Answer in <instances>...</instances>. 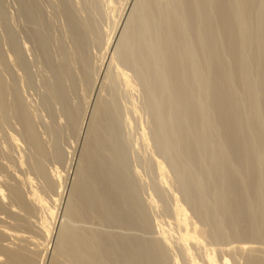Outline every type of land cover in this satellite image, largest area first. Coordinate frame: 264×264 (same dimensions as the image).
Returning a JSON list of instances; mask_svg holds the SVG:
<instances>
[{"label":"rangeland","instance_id":"obj_1","mask_svg":"<svg viewBox=\"0 0 264 264\" xmlns=\"http://www.w3.org/2000/svg\"><path fill=\"white\" fill-rule=\"evenodd\" d=\"M0 99V229L58 203L35 264L61 224L98 264H264V0H0Z\"/></svg>","mask_w":264,"mask_h":264},{"label":"bare ground","instance_id":"obj_2","mask_svg":"<svg viewBox=\"0 0 264 264\" xmlns=\"http://www.w3.org/2000/svg\"><path fill=\"white\" fill-rule=\"evenodd\" d=\"M221 3H222V2H221ZM223 5H225V4H223ZM223 5H221V7H222ZM221 7H220V9H221ZM223 8H224V7H222V9H223ZM225 11H226V10H225ZM0 100H1V99H0ZM6 148H7V147H6ZM38 163H39V162H38ZM101 164H102V163H101ZM101 164H100V165H101ZM39 169H40V168H39ZM93 171H94V170H93ZM93 171H92V172H93ZM56 174H58V175H57V177H58L60 173L56 172ZM56 174H55V177H56ZM61 176H62V175L60 174L59 178H60ZM79 176H80V175H79ZM92 176H93V175H92ZM90 177H91V176H90ZM59 178H57V179H59ZM79 179H81V178H79ZM84 180H85V179H84ZM81 181H82V179H81ZM4 182H5V181H4ZM99 182H100V181H99ZM84 183H85V181H84ZM89 184H90V183H89ZM89 184H88V185H89ZM13 185H14V184H13ZM45 185H46V184H45ZM81 185H82V184H81ZM18 186H19V185H18ZM46 186H47V185H46ZM76 186H78V185H76ZM86 186H87V185H86ZM102 186H103V185H102ZM6 187H7V186L5 185V188H6ZM16 187H17L16 185H15V186H9L8 189L6 188L7 191H4V190H6V189H4V188H2V187L0 186V205H2L4 199H8V198L11 200L10 202L14 203L15 206H16V199L18 200L17 203L21 202L20 199H22V198H21V195H23V193H20V192H19V189L17 188V189H18V190H17ZM84 187H85V186H84ZM87 187H88V186H87ZM90 187H92V186H90ZM95 188H96V187H95ZM97 188H98V187H97ZM80 189H81V188H80ZM80 189H79V190H80ZM85 189H86V188H85ZM88 189H90V188H88ZM20 190H21V189H20ZM92 190H93V189H92ZM103 190H105V189H103ZM45 191H46V190H44V193H45ZM83 191H84V189H83ZM7 192H8V193H7ZM21 192H22V191H21ZM77 192H78V191H77ZM80 192H81V190H80ZM86 192H87V191H86ZM98 192H99V191H98ZM103 192H104V194H103V193H102V194H103V195H106V194H105V191H103ZM74 193H75V192H74ZM90 193H91V192H90ZM20 194H21V195H20ZM86 194H88V192H87ZM92 194H93V193H92ZM102 194H101V195H102ZM44 195H45V194H44ZM59 195H60V194H59ZM84 195H85V194H84ZM29 196H30V195H29ZM31 196H32V195H31ZM56 196H58V195H56ZM76 196H77V194H76ZM80 196H81V195H80ZM7 197H8V198H7ZM22 197H24V196H22ZM74 197H75V196H74ZM24 198H25V197H24ZM27 198H28V197H27ZM82 198H83V197H82ZM100 198H101V197H100ZM59 199H60V196H59ZM77 199H78V198H77ZM77 199H76V197H75V199L72 198V200H74V202H75ZM101 199H102V198H101ZM104 199H105V198H104ZM19 200H20V201H19ZM28 200L32 201V203L35 202V203L37 204V205L35 204L36 206H38V205L41 206L40 208H41L42 210H43V208L47 210V212H46L47 215H46V213H43L44 215H43L42 218H41V220L43 221V222H41V223H42V224H41V225H42L41 230H42V232H43V235H45V237H46V236L48 237V236L52 233V232H51V227H52V226H51V225H52L51 223L53 222L52 219L54 218V215H55V212H54V211L56 210V209L54 210L53 207H55V206L57 207V205H58V203H57V201H56V198H54V200H55V202H56L55 204H57V205H55V206H53V207H50V206L46 205L45 198H43L41 195H34V194H33V196H32L31 198L29 197ZM82 200H83V199H82ZM87 200H88V199H87ZM93 200H94V199H92V201H93ZM102 200H103V199H102ZM105 200H106V199H105ZM77 201H78V200H77ZM79 201H80V200H79ZM94 201H95V200H94ZM83 202H84V201H83ZM90 202H91V201H90ZM96 202H97V201H96ZM102 202H104V201H102ZM106 202H107V201H106ZM21 203H22V202H21ZM21 203H19V204H21ZM69 203H72V201L70 200ZM74 204H75V203H74ZM25 205H26V209H27V204H24V205H23L24 208H25ZM103 205H104V204H103ZM15 206H14V207H15ZM23 206H21L20 209H22ZM36 206H35V207H36ZM39 206H38V207H39ZM28 207H29V206H28ZM56 207H55V208H56ZM72 207L74 208L75 206H72ZM72 207H68V208H67V210H70V211H68L70 214L73 212V210H72V212H71V208H72ZM2 208H3V207H2ZM79 208H80V207H79ZM9 209H10V208H9ZM13 210H15V208L12 209L11 212H13ZM23 210H24V209H23ZM23 210H22V211H23ZM27 210L29 211V208H28ZM31 210H32V209H30V211H31ZM36 210H37V208H36ZM79 210H80V209H79ZM79 210H78V211H79ZM76 211H77V210H76ZM78 211H77V212H78ZM84 211H85V210H84ZM15 212H16V211H15ZM26 212H27V211H26ZM29 213H31V212H29ZM29 213H28V214H29ZM11 214H12V213H11ZM14 214L16 215V213L13 212V215H12L13 218H14ZM66 214H68L67 211H66ZM12 216H11V217H12ZM71 216H72V217H73V216L76 217V215H70V217H67V219L71 218ZM16 217H17V218L19 217L18 219H19L20 221L17 219V220L19 221V223H18V226H19V224L21 225V223H22V219L20 218V216H18V214L16 215ZM74 217H73V218H74ZM73 218H72V219H73ZM11 219H12V218H11ZM13 220H14V219H13ZM13 220H12L11 222L9 221V222L11 223V226H16L15 229H17V230L20 229V228H23V227H22L23 225H22L21 227L18 228L17 225H14V223L12 224V222L15 221V220H14V221H13ZM17 220H16V221H17ZM18 221H17V222H18ZM23 221H24V220H23ZM9 222H8V223H9ZM17 222H15V223H17ZM8 223H7V224H8ZM23 224H24V222H23ZM53 224H54V223H53ZM67 225H68V224H67ZM67 225H66V226H67ZM4 226H5V225H4ZM7 226H8V227H7ZM7 226H5L4 228L1 227V229H0V237H3V236H4V237H5V238L3 237L4 239L7 238V240H4V239H3L4 242H3V241H2V242L5 243V241H8V239H10L9 242H7V243H5V244H3V245H0V264H35V260H36V259H35V257H33V256H34V255L36 256V254H34V253H36L39 249H36V248H35L36 251H35V249H33L35 252H32L30 248H31V247L34 248V247H36V245L33 247V246H31V245H34V244H30V243H35V244H39V245H40V243H39L40 241H36L37 239H36V240L34 239V240L36 241V242H35V241L33 240L34 237H33L32 235H30L29 238H32L33 242H29V241H28L29 238H28L27 236H25L26 234H25V231H24V230H26V229H27L26 231H29V230H28V228H27V225L25 226V224H24V226H25L26 229H23V231H22V229H21V231L23 232V234L21 233L20 230L17 231V230H15L13 227L9 228V227H10V224L7 225ZM61 226H62V228H64V229H63V231H62V230H61L62 228H61V229H60L61 231H59V232H62V234H61V238L59 237V239H57V241L59 240L60 242H59V241H58L59 243H58V242H57V243L55 242V243L57 244V246H55L56 248L54 247L55 251H54V250H53V251L56 252V254L54 255L53 252H52V255H54V257H52V260H53V261L51 262V264H52V263L58 264L57 261H58V259H59L60 256H63V255H64L63 257L65 258V255H66V256L68 257V255L65 254L66 251H67V250H66L67 246L70 245L69 247H70V249H72V248H71V246H72L71 244H74V243H76V242H78V241L80 240V239L78 238V237H79L78 235H80V234H78V235H77L78 237H76V234H75V233H77V231L74 232V234H75L74 236H75V237H73V236H72V233H73V232L71 233V230H70V229H72L71 227H70V229H68L69 226L66 227L65 224H61ZM72 230H73V229H72ZM19 231H20V232H19ZM73 231H75V230H73ZM78 233H79V232H78ZM59 234H60V233H59ZM81 234H82V233H81ZM93 234H94V233H93ZM88 235H89V234H88ZM88 235H84V234L82 235L83 237L86 236V237H84L85 239L83 238L84 240L88 239V240H86L87 242L83 240V241L85 242V244L88 243L87 245H84V247H82V246H83V244H82L83 241H81V240H80V241H81V244H82V245H81V244H80V245H81L82 248L80 247V245H79V247H77V246H78V243H77V246L74 244V248H75V246H76L77 250H75L74 248H73V250H70L69 247H68V249H69L70 251H72V252H71L72 255H74V256H71V257H72V258H73V257L75 258V256H76V262L74 261L75 259H72V258L69 256V257L71 258V260L74 261L75 263H77V260H78V263H79V257H81V258H80V260H81L80 263H81V264H84L85 261H82V260H86V259H85V258H86V257H85V256H86V252H87V254H88V255H87L86 264H88L87 261L90 262V261H89L90 259L88 260V256H89V258H90V257H92V254H94V253H96L95 256L99 255L98 252H96V251H98V250H96V251L93 252V253L91 252V251H93V250H91V249H94V246L96 245V243H95V245H93L92 242H93V241H94V242H97V241H98V242H97V244H98L99 241H100V240L98 239V238H99L98 234H95V235H96V239H98V240H96V241H95V239H93L92 234H91V236H88ZM95 235H94V238H95ZM80 236H81V235H80ZM82 236H81V238H82ZM43 237H44V236H43ZM45 237H44V238H45ZM47 237H46V238H47ZM49 237H50V236H49ZM87 237H91V239H93V240H91L90 238H87ZM97 237H98V238H97ZM46 238L44 239V242H43L44 244H45V242H47V240H48V239L46 240ZM74 238H75V240H77L76 238H78V240H77L76 242H75V241L73 242ZM1 240H2V239H1ZM1 240H0V241H1ZM29 240H30V239H29ZM27 241H28V242H27ZM30 241H31V240H30ZM80 241H79V243H80ZM88 241H89V242L91 241V242L89 243ZM26 242L29 243V244H25ZM84 242H83V243H84ZM94 242H93V243H94ZM0 243H1V242H0ZM43 243H42V244H43ZM69 243H70V244H69ZM1 244H2V243H1ZM42 244H41V245H42ZM44 244H43L42 248L45 247ZM46 244H47V243H46ZM56 244H55V245H56ZM91 244H92V246H91V247L89 246L91 251H89L88 245H91ZM99 244H100V243H99ZM99 244H98V245H99ZM28 245H30L29 248H28ZM41 245H40V246H41ZM46 246H47V245H46ZM86 246H87V247H86ZM98 247H100V246H98ZM98 247H96V248H98ZM244 247H245V245H244ZM37 248H38V245H37ZM40 248H41V247H40ZM78 248H80V251H79ZM96 248H95V249H96ZM46 249H47V248H46ZM46 249H45V250H46ZM87 249H88L89 252L86 251ZM185 249H186V251L188 252L189 256H191V258H192V255H191V253H190V251H189V248H188V247H185ZM240 249L243 250V249H246V247H245V248H240ZM42 250H43V249H41V251H42ZM74 250H75V252H73ZM43 251H44V250H43ZM70 251H69V254H71ZM77 251H79V252H77ZM99 251L101 252V249H99ZM76 252L78 253L79 257H78V255H75V254H74V253H76ZM100 252H99V253H100ZM67 253H68V252H67ZM89 253H90V254H89ZM213 253H214V251H209V254H208L209 264H231L230 259H228L227 257H224L222 263L217 262V261H216V258H214V254H213ZM33 254H34V255H33ZM84 255H85V256H84ZM37 256H38V255H37ZM55 256H56V259H57V260L54 259ZM93 256H94V255H93ZM63 257H61V258H63ZM82 257H85V258H82ZM36 258L38 259V257H36ZM61 258H60V260H62ZM64 258H63V259H64ZM70 258H67V260H69ZM77 258H78V259H77ZM92 258L94 259L95 257H92ZM92 258H91V261L93 260ZM97 258L101 259V261H100L99 259L96 260V258H95V262H94V260H93V261L90 262L89 264H93V263L96 264V262H97V264H98V260L100 261V263H102V258H101V256H100V257L97 256ZM191 258H190V259H191ZM103 259H104V258H103ZM60 260H59V262H62V263L64 264L63 261L66 260V259H64L63 261H60ZM191 260H192V261H191V264H201L200 262L196 261L194 258L191 259ZM54 261H55V262H54ZM83 262H84V263H83ZM37 263H38V261H37ZM65 263H66V262H65ZM75 263H74V264H75ZM78 263H77V264H78ZM103 263H104V262H103ZM59 264H60V263H59Z\"/></svg>","mask_w":264,"mask_h":264}]
</instances>
